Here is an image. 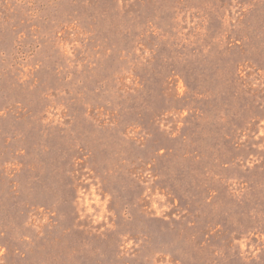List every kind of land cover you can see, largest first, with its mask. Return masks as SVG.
<instances>
[{
    "label": "rangeland",
    "instance_id": "1",
    "mask_svg": "<svg viewBox=\"0 0 264 264\" xmlns=\"http://www.w3.org/2000/svg\"><path fill=\"white\" fill-rule=\"evenodd\" d=\"M0 264H264V0H0Z\"/></svg>",
    "mask_w": 264,
    "mask_h": 264
},
{
    "label": "clouds",
    "instance_id": "2",
    "mask_svg": "<svg viewBox=\"0 0 264 264\" xmlns=\"http://www.w3.org/2000/svg\"><path fill=\"white\" fill-rule=\"evenodd\" d=\"M89 210H91V209H89ZM243 247H244V245L242 244L241 248H243ZM257 251H259V250L257 249ZM253 255H256V253L254 252Z\"/></svg>",
    "mask_w": 264,
    "mask_h": 264
}]
</instances>
